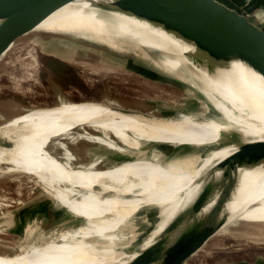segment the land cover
Returning a JSON list of instances; mask_svg holds the SVG:
<instances>
[{
  "label": "bare ground",
  "instance_id": "1",
  "mask_svg": "<svg viewBox=\"0 0 264 264\" xmlns=\"http://www.w3.org/2000/svg\"><path fill=\"white\" fill-rule=\"evenodd\" d=\"M115 1L75 0L31 31L58 33L79 42L134 53L135 58L125 64L117 62L110 67L141 64L147 66L149 72L154 70L191 84L197 91L188 96L201 99V117L190 114L166 117L87 100L35 107L0 124V141L11 144L7 147L0 143V171L3 173L32 174L51 194L57 193L51 190L54 180L89 183L125 177L122 184L133 189L129 194L132 196L115 195L72 208L84 214L79 219L83 223L77 229L59 235L36 236V226L30 224L26 228L25 242L15 246L18 251L13 254L0 253V264H106L112 258H116L113 264H119L137 252L129 254L118 248L125 243L126 235L121 232L128 221L155 218V227L145 235L140 250L147 248L174 219L191 209L211 169L238 148L239 143H235L233 137L240 138V142L264 140V76L260 72L241 59L223 64L209 61L194 43L162 25L114 6ZM31 66L29 73L36 72L37 67ZM25 69L27 71V67ZM156 80L162 82V79ZM16 82L22 79L16 78ZM211 107L221 116H210ZM77 126L99 131L103 135L96 138L101 142L107 138L113 141L112 136H116L130 147L139 146L143 140L156 139L157 143L203 146L208 150L201 155L192 154L167 162L142 158L104 170L95 168L93 162L81 167L68 165L69 152L64 160L45 157L43 147L50 137L62 133L69 136L71 129ZM30 154L34 158L31 159ZM219 175L221 172L217 171L216 177ZM71 189H77V185L60 192ZM217 197L218 193L206 199L201 207L215 206ZM155 207H159L157 216ZM212 208H199L193 215L184 217L170 236L175 238L186 227L203 223ZM223 208L227 212H220L218 220L227 222L224 224L237 226L249 222L264 226V163L239 168L237 184ZM4 224V221L0 224V231Z\"/></svg>",
  "mask_w": 264,
  "mask_h": 264
},
{
  "label": "rangeland",
  "instance_id": "2",
  "mask_svg": "<svg viewBox=\"0 0 264 264\" xmlns=\"http://www.w3.org/2000/svg\"><path fill=\"white\" fill-rule=\"evenodd\" d=\"M259 8L264 14V6ZM4 52L0 56V124L35 107L87 100L166 117H181L183 114L201 117V99L188 96V93L197 91L191 84L154 70L149 72L150 69L141 64L135 67H110L114 63L125 64V61L135 58L134 53L129 51L116 50L98 43L79 42L58 33L30 31L17 38ZM106 60L109 62L106 63ZM31 65L37 67L36 72L29 73ZM16 78L22 79V82L17 84ZM154 78L162 79V82L155 81ZM166 82H173L175 85ZM209 114L221 116L212 107ZM77 127L71 129L69 136L62 133L50 137L43 147L45 157L64 160L69 152L68 157L71 159L66 158L68 165L81 167L93 162L95 168L104 170L142 158H156L167 162L180 155L196 151L204 153L208 150L201 146L157 143L156 139L143 140L139 146L130 147L116 136H112L113 141L107 138L101 142L96 138L103 135L99 131L86 126ZM232 140L240 142V138L233 137ZM29 157L34 158L32 154ZM139 174L134 176L140 177ZM124 178H103L89 183L54 180L51 183L60 188L57 190L51 184V190L57 192L51 194L32 174L0 171V222L5 223L0 231V253L17 252L15 246L25 242L26 228L30 224L36 226V236L59 235L77 229L83 223L79 219L84 214L77 213L72 208L115 195L119 198L132 196L129 194L133 189L122 184ZM74 185H77V189L60 192ZM208 207L210 209L214 204L201 208L207 210ZM154 209L157 216L159 207ZM223 209L220 212H227ZM11 219L12 221H8ZM128 222L130 226H135L132 228L127 224L126 228H129L121 232L126 235L123 240L125 243L118 248L129 254L137 252L119 264H128L139 254L142 240L156 224L155 218L151 217L144 221L132 219ZM248 223H244L246 227L242 223L237 226L223 224L185 264H236L247 261L250 264H262L264 226L262 223ZM154 238L155 236L151 237V241ZM115 259H110L106 264H113Z\"/></svg>",
  "mask_w": 264,
  "mask_h": 264
},
{
  "label": "water",
  "instance_id": "3",
  "mask_svg": "<svg viewBox=\"0 0 264 264\" xmlns=\"http://www.w3.org/2000/svg\"><path fill=\"white\" fill-rule=\"evenodd\" d=\"M73 1L0 0V56L17 38ZM114 6L194 43L209 61L223 64L241 59L264 76V14L257 9H248L246 4L233 5L228 0H116ZM0 143L11 146L9 142ZM192 154L203 153L196 151L176 158ZM260 163H264V140L239 142L234 152L211 169L191 209L174 219L153 244L128 264H185L225 223L218 216L237 184L239 168ZM217 171L221 172L218 177ZM217 193L216 204L203 223L186 227L175 238L170 236L184 217L193 215Z\"/></svg>",
  "mask_w": 264,
  "mask_h": 264
},
{
  "label": "crops",
  "instance_id": "4",
  "mask_svg": "<svg viewBox=\"0 0 264 264\" xmlns=\"http://www.w3.org/2000/svg\"><path fill=\"white\" fill-rule=\"evenodd\" d=\"M229 3L233 4V5H247L248 9H257L259 10L260 6L263 5L264 6V0H228ZM261 11V10H260ZM236 264H250L249 261L247 262H237ZM257 264V263H254ZM262 264H264V262H262Z\"/></svg>",
  "mask_w": 264,
  "mask_h": 264
}]
</instances>
